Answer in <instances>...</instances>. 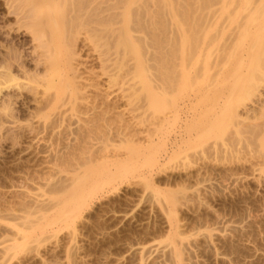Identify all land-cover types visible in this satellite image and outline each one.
<instances>
[{"label":"rangeland","instance_id":"obj_1","mask_svg":"<svg viewBox=\"0 0 264 264\" xmlns=\"http://www.w3.org/2000/svg\"><path fill=\"white\" fill-rule=\"evenodd\" d=\"M18 1L0 0V59L18 44L37 80L0 87V264H264V0L135 1L146 80L128 66L112 85L118 67L95 59L112 35L81 48L88 6L72 38L92 73L76 93L60 66L42 73L51 34Z\"/></svg>","mask_w":264,"mask_h":264},{"label":"bare ground","instance_id":"obj_2","mask_svg":"<svg viewBox=\"0 0 264 264\" xmlns=\"http://www.w3.org/2000/svg\"><path fill=\"white\" fill-rule=\"evenodd\" d=\"M56 1L58 2L61 0H36L34 2H31V0H20V1H18L20 3V6L22 4L20 11L22 10V8H23V10L26 9L24 11L26 13V18L28 19L27 20L28 22H26V23L30 24V27H33L36 30V32L37 31L41 32L42 33L41 35L51 34V35H49L50 38L48 36L47 42H45L43 44L44 46L41 47L43 50V53L42 54L40 53V54H41V56H43L45 58L44 59L42 57L43 61H44V69L42 71L43 74H45L44 72H46L45 75L48 76L47 73H49V75H50L51 70L56 65L60 66L61 68L64 69L65 74H64V77L60 79L58 85H62V87L68 88V90L73 89L75 93L77 91L81 90V89L79 90V88L76 87V85L79 83H84V81L87 79L86 75L92 73V72H89V70L91 71V69H87V68L91 67L92 65L87 67L89 65V60L87 61V59L86 60L85 59L84 60L79 59L80 56L75 51L76 50L75 45H77V43H75V40H73L74 38H72V37L76 36L78 33L74 36L72 33H74L75 31L77 32V29H78L80 24L84 26L85 23H83V21H81L82 20L81 17L84 16V15H82V13L85 14V12H87V10L89 9L88 11H94L95 10V13H94L95 16L93 17V20L90 19L93 22H91V23L88 22L89 24H95V26L90 25V26H92V29H90L91 27L88 28V29L93 31L92 32V31L88 30V32L90 31L91 34L92 33H94V34H92V37L90 38V39H92L91 40L92 43L90 44L89 41L87 42V40L86 41L84 40L81 43L82 44L81 48L82 49L85 48V50H87L88 53H90V55H91V52H96L97 47L100 48L102 46V41L105 42L104 44L107 43L106 41L109 39L108 38L109 36L111 37V35H112V37L114 39V42H112L113 41L112 39L110 41L108 40V42L109 43L111 42V44L106 45V46H109V49H110L109 52L112 51V53L111 52H110V54L107 53L108 50L106 51V53L105 52H99V53H97L98 55L95 58L96 61L98 60V63L101 66H106V65L109 66V64H110L112 66L111 67L112 69H113V67H116V66L118 67V68H115L117 71L115 69L110 71L109 70L110 67H108V66H106V68H103V69H107V67H108V69H107V71H109L108 73L110 74V72H111L110 75L106 74L108 77L107 83L109 82V84H110L111 83L110 81H113L112 83H114V81H116V83H117V81H119L121 79L120 77L123 78V75L120 76L122 72L118 71V69L123 70L124 72H129L130 71L129 68L132 69V71H134L133 72L134 75L136 77H139L140 80L141 79L146 80L145 72L147 70V64H146V60H145V57L143 54L145 53V48L147 50V46H146L147 40L145 39L146 38L145 36H144L145 38L142 37V39L140 37L137 39H134L132 32H136L138 30V29H136V31H135V29L133 28L136 26V28H139L140 32L143 33L144 35L147 33V31L145 30L147 27V23H146L147 20H145V21H143L144 19L142 20V18H144L147 15V7H146L147 5L142 6L143 8L140 7L138 9V11H136V13L138 14V17H137V14L134 11H132V9H131L132 5H134L135 1H137V0H123L121 4L120 3L118 4L117 1L115 3L114 0H108L106 5L111 4L110 6H112V7H110L108 5L106 8H104L105 7L104 6L103 9H101L102 7L100 8V7L96 6L97 0H95L96 8H95V6L92 7V5H94V2H93L94 0H88V1L87 0H68L69 1V5H68L69 8L67 7L68 10H66L65 9L66 6L63 5L66 3V0H62L63 4L57 6L56 7L57 9L52 8V10H49L48 9L49 4L53 5ZM18 2H17V4H19ZM86 3H88L89 5H87ZM112 4H114L115 6ZM85 5H87V6H85ZM90 5L92 8L90 7ZM88 6H89V8L86 9ZM97 7L100 9H98ZM60 8H63L64 12L59 10ZM90 9H92V10H90ZM139 10H141L140 12H142V16L144 15L143 17L141 16V13L139 12ZM65 11L67 12V14ZM132 12L134 13V15ZM106 13H107V15H106ZM103 15H104V18H103ZM139 16H141V17H139ZM146 18H147V16L145 17V19ZM115 19H117V20L120 19V20L119 21L116 20L117 21V23H116ZM94 20H95V22H94ZM22 21H24V20H22ZM138 21H140V22H138ZM142 21L145 22V25H144L145 27L141 24V23H143ZM0 25H1V23H0ZM115 25H119V27L118 26L116 27ZM85 26H86V24H85ZM50 27H52V28H50ZM33 28H32V30H33ZM143 29L146 32H144ZM0 31L2 32V30H0ZM8 32H9V30L6 32L7 35L5 33H3L2 37L4 38V36H5L7 39L10 36V33L8 35ZM38 32H37V34H38ZM141 33H139V34H141ZM31 35H32V33H31ZM11 36L9 38H11ZM34 36H33V38H34ZM94 36H95V38H94ZM146 36H147V34H146ZM75 38H77V36ZM138 39H140V40H138ZM11 40L12 39H10V41ZM2 43H5V41L4 42H3V40H2V42L0 41V44H2ZM15 43H17V42H15ZM9 44H10V42H9ZM9 44H7V46H6L9 48L8 49L9 51L6 52L7 54L5 56H3L4 58L0 59V87L3 86L2 84H4V83L6 84V82H8V81L9 82L10 81H12V82L17 81L18 76H22V75H20V73L23 74V76L24 75H26L27 77L29 76V79L30 78L33 80L35 79V81H36L37 76L35 77L34 75H29L27 73L28 72V68H26L27 65L24 64L25 63V62H23L24 59L20 58L18 50L15 48V47H18L17 46L18 44L17 45L16 44L10 45V46H9ZM110 45H113V47L115 48V49L114 48L113 49L115 51L111 50L112 47ZM6 47L4 46L5 50H6ZM60 50H61V52H60ZM143 50H144V52H143ZM100 53H102L104 55L103 58L101 57L102 55ZM40 54H39V56H40ZM91 56H93V55H91ZM91 56H90V58H91ZM0 57H2V56H0ZM86 57H89V56H86ZM42 58H41V60H42ZM91 59H92V61L90 60V63L95 61L93 58H91ZM129 63L133 65L134 70H133V67H130L132 65H129ZM128 66H129V68H128ZM125 68H128V70H125ZM117 72H121V73L118 74ZM124 72H123V74L124 75L127 74L126 76H128L129 73L125 74ZM133 73H132V75H133ZM45 75H44V78L46 79ZM26 76H25V78H26ZM38 78H41V80L44 79L43 76H41V77L39 76ZM143 80H141V81H143ZM42 81H44V80H42ZM112 83L110 85H112ZM6 86H7V84H6ZM6 88H8V87H6ZM0 90H2V88ZM262 96H264V95H262ZM262 96H260L259 92H258V98H260ZM260 100H261V98H260ZM257 101H259V100H257ZM262 101L264 103V100H262ZM260 103H262V102L260 101ZM4 105H5V102H4ZM261 105L262 106L259 108L260 111H262L261 109L263 108L264 104H261ZM1 107H0V110L3 109L2 112H6V113L9 112V109H8L9 106L8 107L4 106V108H2V109H1ZM254 108H255V106H254ZM254 108H253V110L252 109H250L248 111L245 110L247 119H249L251 117L250 113H253V114L255 113V115H256L259 112V110L257 111V108H256V111L254 110ZM239 114H240V112H239ZM236 115H238V113ZM4 116L1 117V120L3 119ZM232 116L234 117V115H232ZM239 116H237L238 119L239 118L241 119L242 117H239ZM246 116H244L242 119H246L245 118ZM150 177L152 179V176H150ZM173 182H175V181H173ZM156 183H157V181H156ZM35 204L37 205V202Z\"/></svg>","mask_w":264,"mask_h":264}]
</instances>
